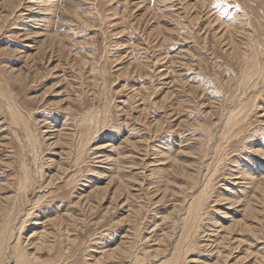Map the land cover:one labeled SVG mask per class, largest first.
Here are the masks:
<instances>
[{
    "label": "rangeland",
    "instance_id": "1",
    "mask_svg": "<svg viewBox=\"0 0 264 264\" xmlns=\"http://www.w3.org/2000/svg\"><path fill=\"white\" fill-rule=\"evenodd\" d=\"M0 264H264V0H0Z\"/></svg>",
    "mask_w": 264,
    "mask_h": 264
}]
</instances>
